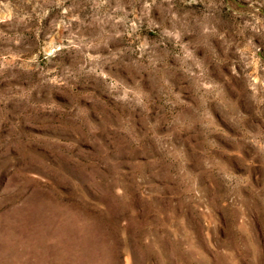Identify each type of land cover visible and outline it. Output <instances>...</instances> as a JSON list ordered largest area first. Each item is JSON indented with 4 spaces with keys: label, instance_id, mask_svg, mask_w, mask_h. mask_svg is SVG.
<instances>
[{
    "label": "rangeland",
    "instance_id": "rangeland-1",
    "mask_svg": "<svg viewBox=\"0 0 264 264\" xmlns=\"http://www.w3.org/2000/svg\"><path fill=\"white\" fill-rule=\"evenodd\" d=\"M0 264H264V0H0Z\"/></svg>",
    "mask_w": 264,
    "mask_h": 264
}]
</instances>
